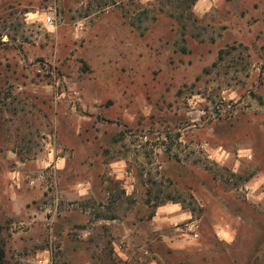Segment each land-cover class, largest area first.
<instances>
[{
	"label": "rangeland",
	"instance_id": "rangeland-1",
	"mask_svg": "<svg viewBox=\"0 0 264 264\" xmlns=\"http://www.w3.org/2000/svg\"><path fill=\"white\" fill-rule=\"evenodd\" d=\"M0 227L4 264H264V0H0Z\"/></svg>",
	"mask_w": 264,
	"mask_h": 264
},
{
	"label": "trees",
	"instance_id": "trees-1",
	"mask_svg": "<svg viewBox=\"0 0 264 264\" xmlns=\"http://www.w3.org/2000/svg\"><path fill=\"white\" fill-rule=\"evenodd\" d=\"M0 234H1V227H0ZM6 259V252L3 246V242L0 238V264H4Z\"/></svg>",
	"mask_w": 264,
	"mask_h": 264
},
{
	"label": "built area",
	"instance_id": "built-area-1",
	"mask_svg": "<svg viewBox=\"0 0 264 264\" xmlns=\"http://www.w3.org/2000/svg\"><path fill=\"white\" fill-rule=\"evenodd\" d=\"M53 21H52V18L50 17V16H46L45 18H44V24L45 25H47V26H52V23Z\"/></svg>",
	"mask_w": 264,
	"mask_h": 264
}]
</instances>
